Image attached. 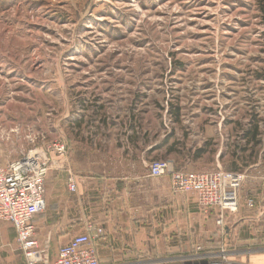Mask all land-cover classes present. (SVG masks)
Returning a JSON list of instances; mask_svg holds the SVG:
<instances>
[{
	"label": "rangeland",
	"instance_id": "obj_1",
	"mask_svg": "<svg viewBox=\"0 0 264 264\" xmlns=\"http://www.w3.org/2000/svg\"><path fill=\"white\" fill-rule=\"evenodd\" d=\"M132 95L180 121L182 139L203 135L192 171L245 176L238 210L223 224L207 211L189 254L264 264V191L251 177L264 174V0H0L1 165L59 139L68 99L74 119L100 104L114 116ZM1 233L3 254L15 232L1 222Z\"/></svg>",
	"mask_w": 264,
	"mask_h": 264
},
{
	"label": "crops",
	"instance_id": "obj_2",
	"mask_svg": "<svg viewBox=\"0 0 264 264\" xmlns=\"http://www.w3.org/2000/svg\"><path fill=\"white\" fill-rule=\"evenodd\" d=\"M70 101L63 106V112L69 108L68 115L58 112L56 126L69 153L64 158L52 153L58 163L46 182L49 214L34 220L38 240L50 245L51 257L56 258L75 235L88 233L90 226L104 230L95 242L100 264H181L207 254H189L203 245L207 230L206 213L198 209L195 195L175 193L169 175L149 176V165L156 159H170L176 169H198L202 154L195 146L203 135L182 139L180 121L167 123L156 104L141 103L134 95L119 101L114 116L100 104L94 115L83 106L77 118L67 119ZM69 172L76 181L75 192L67 186ZM251 177L264 191V174ZM10 236L0 234L3 243ZM14 236L15 248L10 245L0 254V264H26L16 249V232Z\"/></svg>",
	"mask_w": 264,
	"mask_h": 264
},
{
	"label": "built area",
	"instance_id": "obj_3",
	"mask_svg": "<svg viewBox=\"0 0 264 264\" xmlns=\"http://www.w3.org/2000/svg\"><path fill=\"white\" fill-rule=\"evenodd\" d=\"M56 153L64 158L69 153L67 143L59 139L47 146L34 147L6 165L0 164V222L10 223L16 232V249L26 258V264H100L96 240L103 228L90 226L88 233L75 235L51 258L48 248L38 240L35 218L44 213L46 182L58 163ZM169 175L175 193L194 194L201 210L218 209V224H223L225 212H236L240 205V189L245 176L242 172L222 169L189 171L174 168L170 159H156L149 165V176ZM68 189L76 191V181L69 172ZM254 206V200L250 201ZM94 232L92 234L91 232ZM201 249V247H199ZM186 264H245L226 258H211L202 254Z\"/></svg>",
	"mask_w": 264,
	"mask_h": 264
}]
</instances>
